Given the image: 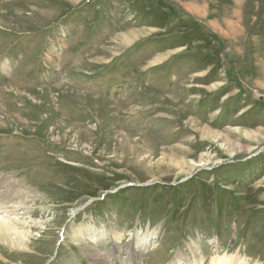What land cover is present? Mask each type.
Instances as JSON below:
<instances>
[{"label":"rangeland","instance_id":"374dc122","mask_svg":"<svg viewBox=\"0 0 264 264\" xmlns=\"http://www.w3.org/2000/svg\"><path fill=\"white\" fill-rule=\"evenodd\" d=\"M0 119V264H264V0H0Z\"/></svg>","mask_w":264,"mask_h":264},{"label":"bare ground","instance_id":"6f19581e","mask_svg":"<svg viewBox=\"0 0 264 264\" xmlns=\"http://www.w3.org/2000/svg\"><path fill=\"white\" fill-rule=\"evenodd\" d=\"M185 7L189 11H191V13H192V11H195V8H193L192 6H186V4H185ZM223 35H225V34L223 33ZM226 38H228V36H226ZM137 39H138V33L132 31V32H129V33H127L126 35H124L122 37H118L117 36L115 41L116 42L117 41H121L122 44H125L126 46H130L131 43L136 41ZM110 51H112V50H110ZM158 59H160V58H158ZM71 94L75 95L76 93H71ZM77 95H84V96H88V97L90 96V95L84 94V93H78ZM95 98L99 102L106 101V100H104L102 98H97V97H95ZM2 112H3V114H2L3 115V120H9V116H8L7 112L5 110H2ZM132 112L134 113V108H132V109L129 108V114L130 113L132 114ZM1 118H2V116H1ZM0 120H2V119H0ZM190 122H191V120H190ZM193 125H194L193 128H197L196 122H194ZM261 131H262L261 129H256V130H254V132L251 135H256L254 133H257L259 136H262V132ZM243 132H245V131H243L240 128L239 129H234V130L227 129L225 131V134L233 133L235 135H243L244 134ZM203 133L204 134H206V133L207 134H211L213 136H221L220 134H218V132H214V131L209 130L207 128H205ZM258 135L255 136V139H258ZM121 136L122 137L126 136V131H123V134ZM228 136L229 135H225L224 136V139H225L226 143L230 141ZM257 141L259 142V140H257ZM201 162H205V161H201ZM3 180H4V178H2L0 176V182H3ZM8 181L12 182L14 185L17 183V181H14V179H10ZM3 185H4L3 183H0V186H3ZM28 193L29 192H28L27 188L22 186V184H20V183H19V193H16V194L14 193V195H13L12 192H11V193H8V196L5 195L4 193H1L0 194V214L2 212H7L8 214L13 212V213L16 214V212H18V210L25 208L24 207L25 203H23V202L26 201L29 198ZM6 200H8V201L10 200V201L8 202ZM1 218L2 217H0V242L5 244V245L7 244L10 247H15V248H17L18 245H21L22 246V250L31 251L29 249V247L27 246L26 233L20 232L19 230L15 229L14 227L11 228L10 226H8V225H10V222L8 224L7 220H5L6 217H4L5 219L4 218L1 219ZM13 221H14V219H13ZM13 221L11 220V222H13ZM148 237L149 236L145 237L140 242H138V240L136 241V239H135L133 242H131V244L127 245L126 247L117 246L116 249H113L112 251L108 252L106 257H109L112 260L111 262H113V263L110 262L109 264H114V260H116L118 262L120 254H123V255L126 256L127 261H126L125 264H132L133 260H136L137 258H140V257H142L145 254L146 249L149 248L148 245L150 244V241L153 242L154 235L150 237L151 240H149V241H148ZM118 241L120 242L119 238H118ZM138 244H142L143 247L142 248H136ZM22 250H19V251H22ZM117 254H119V256H116ZM191 254H192V257H194V252L193 251L191 252ZM90 256L92 258H96L98 256V254L94 253V254H90ZM178 259L181 262L186 261V260H187L186 263H188V261L190 262V259H186V258L184 259V257L181 254L179 255ZM191 263L193 264L192 261H191ZM196 264H202V260L200 259V257L196 260ZM210 264H234L233 256H228V255L215 256V257H213L211 259Z\"/></svg>","mask_w":264,"mask_h":264}]
</instances>
